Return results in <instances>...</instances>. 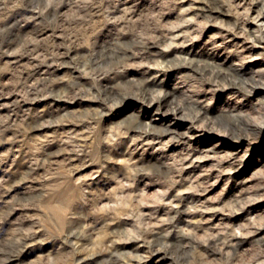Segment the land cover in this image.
I'll return each instance as SVG.
<instances>
[{"label": "rangeland", "instance_id": "1", "mask_svg": "<svg viewBox=\"0 0 264 264\" xmlns=\"http://www.w3.org/2000/svg\"><path fill=\"white\" fill-rule=\"evenodd\" d=\"M39 2L0 3V264L264 259V227H246L264 224V48L254 47L264 2L65 0L44 15ZM135 85L171 95L148 107L126 95ZM114 86L125 98L109 108ZM186 96L228 135L164 114ZM130 114L156 131L133 143L141 133L118 127L134 125Z\"/></svg>", "mask_w": 264, "mask_h": 264}, {"label": "clouds", "instance_id": "2", "mask_svg": "<svg viewBox=\"0 0 264 264\" xmlns=\"http://www.w3.org/2000/svg\"><path fill=\"white\" fill-rule=\"evenodd\" d=\"M9 2V0H0V3H3L4 5H7ZM71 2V0H70ZM93 2V0H75V3L73 4V7L75 8L77 5L83 7L85 5L91 4ZM226 2H228V0H226ZM252 3H256L257 0H251ZM261 2H264V0H261ZM65 3V0H40V2L37 4L36 8L34 9L35 11L39 12L40 15H44L45 13H47L49 11V9H59V7ZM127 11L129 10H125V12L127 13ZM189 11V9H183L182 12H187ZM262 14H264V9H262ZM66 15V14H63ZM239 15H242L245 17V19H247L248 17V12L246 11L245 13H241ZM53 19H55V16L53 17ZM150 19H157L155 16L150 17ZM259 21V17H257V22ZM193 22L192 20H186L184 21V23H190ZM157 26L160 27H168V25H160L159 21L157 20ZM178 26H182V25H177ZM223 26V25H221ZM200 27H206V23H201ZM261 31H264V25H261ZM141 35H143V31H141L140 33ZM244 34L247 35V30L244 31ZM183 35H185L186 37H189L191 39H198L199 36H195L193 37L192 34L190 32H186L183 33ZM256 36H258L261 40H264V35H261V32L258 31L255 34ZM216 37H210L209 42L212 39H215ZM251 39V37H249ZM214 47H219V45H215ZM178 64L177 66H183L184 64H188V65H193L196 64L197 61L194 60H189L186 57H180L178 58ZM167 62H157L156 66L157 67H165ZM151 66V65H149ZM98 68L99 69H104V65L102 64H98ZM106 70V69H105ZM134 80V78H133ZM177 82H179V77L177 78ZM173 87L175 88L176 85L174 84ZM105 96L108 97L109 99L106 100L107 102V106L109 108L113 107V103L110 99V97L113 96H118L121 100L125 98V93L120 91V88L118 86H114L110 89H105ZM126 95L134 98V99H138L140 100L143 104H145L148 107H152L153 104H158L160 103L162 100H164L165 98H167L168 96L171 95V93L165 91L164 89H147L144 88L142 85H135L134 87L128 88L126 90ZM199 102L196 100L191 99L190 97H185V103H181L179 100L173 99L172 101H170V106L167 108V111L164 112L165 115L168 114H172L173 116H175L177 119L179 120H191V127L196 128L198 130L201 131H209V132H219L221 128H224L225 131L223 132L224 135H228V131L227 128L224 124L220 123L218 124L217 122H214L212 119H200L199 118V112L198 109L196 107H194L195 105H197ZM157 111H159V109H157ZM179 113V115H178ZM130 115H134L135 116V123L132 127H129V125L127 123H121L118 124V127L120 129H122V134L123 135H128L129 131H135L138 133H141V135L139 136H135L132 138V142L136 143L138 140L143 139V135H146L150 132H155L156 129L153 127V125L151 124V122H141L140 121V117L139 115L136 114H130ZM125 121L128 120V117L124 118ZM108 132V136L105 137V141L109 144H112L114 142L115 139V133H116V128H113L111 125L108 126L107 129ZM178 136H184V137H189V139H191L192 137L189 135V131H185L183 133L178 134ZM177 137L174 136L173 139H176ZM172 140L166 141L165 144L167 143H171ZM147 143H153L152 141H148ZM185 159H191L190 156H185L183 157L181 160H176L174 162L175 165H180L181 167L183 166V160ZM199 159V158H197ZM121 163H123V161H121ZM76 183H80V181H76ZM130 199V198H129ZM175 206V205H174ZM101 207H103V205H101ZM141 227H145L144 225H141ZM246 227H264V224H259L257 225L255 223V221H253L252 225L250 226H246ZM181 231H186V230H181ZM241 229H236L234 230L231 235L235 236L238 235L240 233ZM161 251L165 250L164 248L160 249ZM0 251H3V249H0ZM261 256H264V253L260 254ZM136 259H143V257H135ZM256 259V264H264V259L262 258H255ZM106 264V262H105ZM225 264H227V262H225Z\"/></svg>", "mask_w": 264, "mask_h": 264}, {"label": "bare ground", "instance_id": "3", "mask_svg": "<svg viewBox=\"0 0 264 264\" xmlns=\"http://www.w3.org/2000/svg\"><path fill=\"white\" fill-rule=\"evenodd\" d=\"M258 14V13H257ZM257 17H259V21L257 22ZM257 17H256V23H257V25L260 27V29H261V25H264V21L262 20V12H261V14H259V15H257ZM262 33H263V35H264V31H262ZM254 47H263L264 48V40H261L260 38L259 39H257V42L254 44ZM255 89H257V90H259V89H262L263 91H264V83H262V84H257L256 86H255ZM248 129H251V130H259L261 127H260V125L259 124H257V123H254V122H252V123H250L249 124V126L247 127ZM192 138L193 137H195V136H192V135H190ZM189 138V137H188ZM236 140H235V144L232 146V148H233V150L234 149H236V150H239V148L240 147H242L243 146V143H244V141H246L247 140V137L245 136V135H243V134H239L238 136H236ZM232 139V138H231ZM247 142H249V141H247ZM225 145H228V146H230L229 144H228V142H226V144ZM234 152V151H233ZM235 153V152H234ZM230 155H231V152H230Z\"/></svg>", "mask_w": 264, "mask_h": 264}]
</instances>
